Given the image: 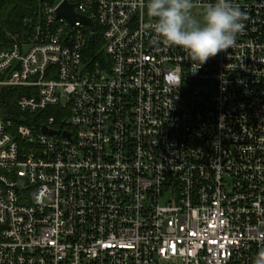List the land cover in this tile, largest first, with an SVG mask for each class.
<instances>
[{
    "label": "built area",
    "instance_id": "built-area-1",
    "mask_svg": "<svg viewBox=\"0 0 264 264\" xmlns=\"http://www.w3.org/2000/svg\"><path fill=\"white\" fill-rule=\"evenodd\" d=\"M230 2L245 28L200 67L158 40L148 0H46L0 48V93H23L0 102V264H253L264 0Z\"/></svg>",
    "mask_w": 264,
    "mask_h": 264
},
{
    "label": "clouds",
    "instance_id": "clouds-1",
    "mask_svg": "<svg viewBox=\"0 0 264 264\" xmlns=\"http://www.w3.org/2000/svg\"><path fill=\"white\" fill-rule=\"evenodd\" d=\"M196 6L194 0H148L147 12L155 18L158 40L165 46L182 48L200 67L234 46L245 28L247 14L230 0L207 4L199 17L193 15ZM168 79L176 88L182 83L178 76ZM253 264H264V248L257 252Z\"/></svg>",
    "mask_w": 264,
    "mask_h": 264
},
{
    "label": "trees",
    "instance_id": "trees-1",
    "mask_svg": "<svg viewBox=\"0 0 264 264\" xmlns=\"http://www.w3.org/2000/svg\"><path fill=\"white\" fill-rule=\"evenodd\" d=\"M46 0H0V48L7 47L23 31L29 32L30 25L40 19V8ZM90 54L97 56L95 43H90ZM22 88H3L0 102L14 108L13 97L23 95Z\"/></svg>",
    "mask_w": 264,
    "mask_h": 264
},
{
    "label": "water",
    "instance_id": "water-1",
    "mask_svg": "<svg viewBox=\"0 0 264 264\" xmlns=\"http://www.w3.org/2000/svg\"><path fill=\"white\" fill-rule=\"evenodd\" d=\"M56 14L58 17L66 18L70 23V25H73L77 22H86L88 24H91V21L89 19L74 13L72 6L68 4L66 1H64L62 4L59 5V7L56 10ZM43 131L45 133H50V134L54 133L53 131L47 130L46 128H43Z\"/></svg>",
    "mask_w": 264,
    "mask_h": 264
},
{
    "label": "rangeland",
    "instance_id": "rangeland-1",
    "mask_svg": "<svg viewBox=\"0 0 264 264\" xmlns=\"http://www.w3.org/2000/svg\"><path fill=\"white\" fill-rule=\"evenodd\" d=\"M206 7V6H196L193 9V15H196L197 17H199V13L202 11V9Z\"/></svg>",
    "mask_w": 264,
    "mask_h": 264
}]
</instances>
